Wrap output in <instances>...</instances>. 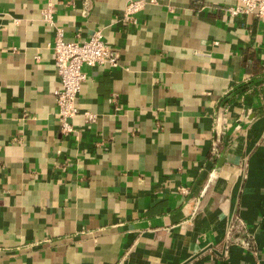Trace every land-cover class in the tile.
Segmentation results:
<instances>
[{"label": "crops", "instance_id": "crops-1", "mask_svg": "<svg viewBox=\"0 0 264 264\" xmlns=\"http://www.w3.org/2000/svg\"><path fill=\"white\" fill-rule=\"evenodd\" d=\"M126 2L0 0V264H264V18L156 0L131 24ZM57 29L120 52L84 68L72 133Z\"/></svg>", "mask_w": 264, "mask_h": 264}, {"label": "built area", "instance_id": "built-area-1", "mask_svg": "<svg viewBox=\"0 0 264 264\" xmlns=\"http://www.w3.org/2000/svg\"><path fill=\"white\" fill-rule=\"evenodd\" d=\"M148 4H156V0H127L121 19L124 22L136 24L137 14L142 12ZM87 9V6H86ZM87 13V10L84 11ZM225 13L231 17L253 16L258 19L264 18V0H234V3L225 8ZM43 21L51 23L50 4L43 10ZM53 60L56 73L59 78V86L53 92L56 105V119L61 132L72 133L74 128L70 120L78 114L76 101L82 83L86 79L85 67H109L118 66L120 52L103 39L100 30L93 32L85 40H65L60 29L56 30L52 45ZM85 120L94 122L95 115L90 112H83ZM225 120V118H223ZM227 126H220V131ZM215 131L218 126L215 125ZM215 144L212 146V153H216ZM215 176L211 171L208 182ZM199 202L196 201L193 210L197 209ZM193 213V212H192ZM226 237L230 241L233 232H245V226L239 218L228 221ZM236 242V241H235ZM245 248L251 249V241L242 239L239 242ZM226 243V248L228 247Z\"/></svg>", "mask_w": 264, "mask_h": 264}]
</instances>
